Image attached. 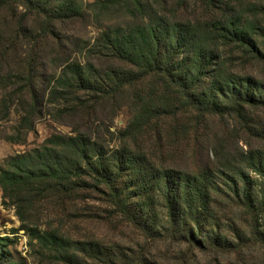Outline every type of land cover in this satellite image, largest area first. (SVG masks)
<instances>
[{
    "label": "rangeland",
    "instance_id": "1",
    "mask_svg": "<svg viewBox=\"0 0 264 264\" xmlns=\"http://www.w3.org/2000/svg\"><path fill=\"white\" fill-rule=\"evenodd\" d=\"M73 1L82 16L55 20L49 25L43 15L29 13L21 0H10L0 9V173L9 169L11 159L42 147L55 134H81L107 151L128 145L144 153L156 168L189 173L209 168L223 193L211 194L208 206L217 220H208L206 224L218 225L211 230L213 239L230 240L233 246L221 251L191 245L183 226L179 231L174 223L173 227L169 224L158 188L147 195L154 201V230L159 232L156 235L154 230L146 229V224L141 227L129 222L115 210L106 194L94 189L79 195L52 196L39 193L35 187L25 195L12 192L10 198L0 185V238L7 239L4 243L10 258L17 264H95L76 250L84 242H94L121 254L120 264H126L127 257L136 264H264V211L260 217L252 216L231 200L235 197L232 180L242 184L238 176H232L240 166L239 155L263 145L258 136L261 130L264 133V108L248 110L252 121L248 127L235 117L208 116L197 128L191 122L187 132L182 126L193 115L183 113L140 127L134 139L133 133L125 130L137 112L138 97L144 91H152V85L143 83L104 97L83 93L79 102L74 98L67 100L71 96L53 97V89L69 64L77 63L83 68L93 65L100 73L112 67H126L108 54L103 55L98 46L94 48L106 27H124L126 14L101 12L94 7L95 0ZM226 1L234 6L243 2ZM174 2L169 0L165 7L168 10L161 12L172 21L175 19L169 10ZM209 13L198 3L190 2L175 18L196 22L206 20ZM233 70L264 82V60L241 58ZM27 85L32 86L31 91ZM24 117L29 124L23 122ZM244 171L253 179L252 190L257 195L261 179L247 168ZM18 198L27 201L26 207L30 209L24 222L14 205ZM255 217L261 224V237L254 231ZM28 229L54 232L66 243L71 260L63 259L59 248L42 245L29 236Z\"/></svg>",
    "mask_w": 264,
    "mask_h": 264
},
{
    "label": "trees",
    "instance_id": "2",
    "mask_svg": "<svg viewBox=\"0 0 264 264\" xmlns=\"http://www.w3.org/2000/svg\"><path fill=\"white\" fill-rule=\"evenodd\" d=\"M21 1L29 8V13L35 11L43 15L47 25L55 20L82 16L73 0ZM168 1L95 0L94 7L101 12L123 11L126 14L124 27L109 25L100 32L94 46L126 67H112L100 73L93 65L83 68L77 63L69 64L52 96L62 99L71 96L67 100L74 98L79 102L83 93L104 97L119 94L127 87L143 83L152 85V91H144L140 99L138 97L137 112L125 130L129 134L132 132L134 139L140 127L183 113L193 115L182 126L187 132L191 122L197 128L208 116L235 117L245 121L247 127L252 124L247 112L250 108H264V82L240 75L233 69L241 58L264 60V0H243L237 6L226 0H172L175 2L169 12L173 21L161 13L168 10L165 8ZM9 2L0 0V9ZM190 2L210 11V17L196 22L175 18ZM27 87L29 90L32 86ZM32 99L36 103L35 96ZM23 122L29 124L27 117ZM258 137L263 141L260 148L239 155L240 166L232 176H238L242 184L232 180L235 197L231 200L248 214L260 217L264 211L262 130ZM8 168L0 173V185L10 198L12 192L25 195L35 187L39 193L52 196L79 195L94 189L106 194L115 210L129 222L141 227L146 224L150 231L155 229L157 222L154 201L151 202L147 195L158 188L169 224L174 223L179 231L183 226L184 236L191 245L202 249L216 247L221 251L233 246L230 240L213 239L211 230L218 225L206 224L208 220H217L208 206L211 194L223 193L209 168H201L198 173L156 168L139 149L124 145L107 151L81 134L52 135L42 147L11 159ZM244 168L261 179L257 195L252 190L254 181ZM26 202L21 198L14 201L23 222L30 210ZM258 217L254 220V231L261 237ZM28 232L42 245L59 248L66 261L71 260L66 243L54 232L29 229ZM5 240L0 238V264H17L6 251ZM76 250L95 264H120L122 258L121 254L94 242H84ZM126 260V264H136L130 257Z\"/></svg>",
    "mask_w": 264,
    "mask_h": 264
}]
</instances>
